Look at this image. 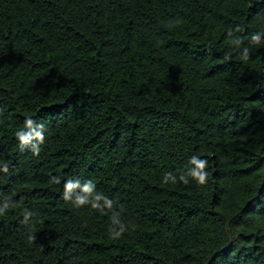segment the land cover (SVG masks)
Instances as JSON below:
<instances>
[{
    "label": "trees",
    "instance_id": "16d2710c",
    "mask_svg": "<svg viewBox=\"0 0 264 264\" xmlns=\"http://www.w3.org/2000/svg\"><path fill=\"white\" fill-rule=\"evenodd\" d=\"M0 264H264V0H0Z\"/></svg>",
    "mask_w": 264,
    "mask_h": 264
},
{
    "label": "clouds",
    "instance_id": "9594fccd",
    "mask_svg": "<svg viewBox=\"0 0 264 264\" xmlns=\"http://www.w3.org/2000/svg\"><path fill=\"white\" fill-rule=\"evenodd\" d=\"M252 39L256 42L261 40V35L256 34L252 37ZM249 50L244 48L242 53V58L247 60ZM25 129L17 133V138L21 146L24 145H32V148L35 149V153H39V143L44 141V126L42 124L37 123L35 120L31 118L25 119ZM36 141L38 143H33ZM208 161L206 159H201L198 155H192L189 158L188 166H186V170L183 175L179 177V179L187 184L189 183V178L196 183L203 185L206 182L208 173L205 171L207 168ZM6 171V169H3ZM175 177L172 176L171 173L165 177V182L171 180L175 182ZM53 183H59V180L55 177L52 178ZM95 184L92 181H87L85 183H81L79 179H68L64 183V191H63V199L71 200L73 205L77 208L90 205L93 209H103V208H111L113 205V201L107 198L106 196H95V198H90L89 195L95 189ZM76 189H79V192H75ZM74 197V198H73ZM103 201V203H100ZM25 219L31 216V212H26ZM112 224L115 225L112 229V235L114 237H120L127 230L126 226L121 223V221L117 219H112Z\"/></svg>",
    "mask_w": 264,
    "mask_h": 264
}]
</instances>
